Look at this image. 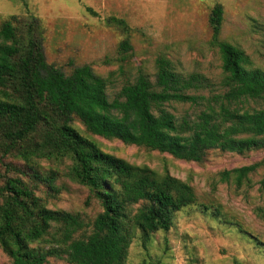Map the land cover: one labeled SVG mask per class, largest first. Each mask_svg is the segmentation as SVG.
I'll list each match as a JSON object with an SVG mask.
<instances>
[{
	"label": "trees",
	"instance_id": "trees-1",
	"mask_svg": "<svg viewBox=\"0 0 264 264\" xmlns=\"http://www.w3.org/2000/svg\"><path fill=\"white\" fill-rule=\"evenodd\" d=\"M208 22L210 45L221 62L218 83L178 72L159 57L153 81L139 72L113 95L108 93L109 79L89 65L65 74L48 64L42 28L34 16H10L2 22L0 249L11 264H46L50 259L125 264L135 231L144 240L168 232L176 214L194 207L213 221L235 225L242 237L250 236L240 225L227 222L218 208L198 204L187 182L105 153L74 126L77 121L93 136L186 162L202 163L210 151L244 155L264 149V70L252 67L239 47L221 40L220 5L212 8ZM107 23L125 35L131 31L124 20L109 18ZM130 51L126 37L118 45L120 59H128ZM175 105L198 110L177 116ZM39 160L69 161L68 178L86 187L101 207L93 221L46 208L36 192L42 185L48 196L58 193V174L40 173L35 167ZM258 168L255 163L222 171L219 180L241 188L250 184ZM255 214L264 221V209L257 208Z\"/></svg>",
	"mask_w": 264,
	"mask_h": 264
},
{
	"label": "rangeland",
	"instance_id": "rangeland-1",
	"mask_svg": "<svg viewBox=\"0 0 264 264\" xmlns=\"http://www.w3.org/2000/svg\"><path fill=\"white\" fill-rule=\"evenodd\" d=\"M215 5L223 9L221 40L239 47L252 67L264 70V0H0V25L10 16H34L42 28L46 62L65 74L89 65L95 74L109 79L108 93L113 95L139 72L153 81L159 57L168 59L178 72L201 74L218 83L221 62L217 49L210 45L208 22ZM109 18L124 20L130 33L125 35L108 24ZM126 37L131 56L122 61L118 45ZM174 108L177 116H192L198 110L189 105ZM74 126L105 153L187 182L198 204L218 208L227 222L240 225L250 235L242 237L235 225L213 221L194 207L176 214L168 232L144 240L135 231L125 264H264V246L250 238L264 245V221L255 214L257 208L264 209V149L244 155L210 151L202 163L186 162L167 153L93 136L77 121ZM255 163L259 168L249 177V185L236 188L220 182L222 171ZM69 166L66 160L62 164L37 161L35 167L43 175L57 172L54 185L59 192L48 196L41 185L36 195L49 210L78 214L91 222L101 207L86 187L68 178ZM0 264H11L1 249ZM46 264L68 263L50 259Z\"/></svg>",
	"mask_w": 264,
	"mask_h": 264
}]
</instances>
